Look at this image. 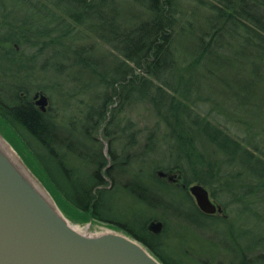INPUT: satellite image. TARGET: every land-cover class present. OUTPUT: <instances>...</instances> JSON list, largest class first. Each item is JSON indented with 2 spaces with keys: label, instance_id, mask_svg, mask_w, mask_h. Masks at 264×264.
Segmentation results:
<instances>
[{
  "label": "trees",
  "instance_id": "obj_1",
  "mask_svg": "<svg viewBox=\"0 0 264 264\" xmlns=\"http://www.w3.org/2000/svg\"><path fill=\"white\" fill-rule=\"evenodd\" d=\"M22 1L28 6L39 7L41 11L57 8L58 22L46 32L37 31V36L40 37L36 40L28 37L25 28H22L20 33L17 32L16 36L12 33L9 35L7 31L8 41L15 43L13 40L15 37L20 38L17 42L23 41V44L34 41L36 46L41 45L39 52H45L50 48L51 52L60 57H67L69 51L73 56L71 59L76 60L83 68L79 71L80 77L97 76L99 77L97 84L104 88L93 105L89 106L85 118L79 124L80 130L84 132L91 145L89 151H82L78 147V142L66 132L59 119V113L52 111L51 106L46 112L36 107L32 92L25 81L20 82V78H16L15 75H10L9 78L7 74L6 77L3 71L9 72V70L7 67V70L3 69L4 62L0 60V119L21 134V139L35 157L36 167L41 173L46 174L45 182L48 188L59 192L69 206L88 215L90 219L103 221V218H109L118 221L119 229L143 243L162 264H186L185 260L171 253L168 233L171 230L172 218L167 212H163L168 205H172V209L177 210L175 216L179 221L178 226L185 229L191 227L195 232V238H201L200 233H204L213 224L225 225L228 226L231 235V244L236 247L238 238L233 231L236 221L228 220L226 216L218 217L203 213L189 193L188 186L193 183L205 187L218 184L220 195H228L234 202L242 203L239 209L251 210V206L256 203L264 204V158L255 153L258 150L248 149L241 141L220 129L216 123L209 121L208 117L200 114L192 117L194 112L191 111V105L196 106L201 98H193L188 92L182 91L181 71L191 73L198 69L209 71L212 67L220 68L225 72L248 71L251 77L250 84H256L258 88L264 89V0H131L142 11L136 23L126 26L122 22L117 23V19L108 22L105 20L104 32L98 33L99 38L119 56L118 59L112 56L114 64H110L102 73L92 69L93 65L100 64L99 60L92 58L94 44L74 47L67 40L68 37H74L76 34V25L82 28H78L79 37L84 32L83 28L95 33L94 27L87 24V20L94 16L103 19V9L107 0L97 1L102 6H95V0H61L76 6L84 14L81 16L64 8L63 14H60L61 6L57 0H40L37 3L31 0ZM4 10L8 11L7 8ZM4 17L8 18L6 14ZM69 18L73 19L76 25L67 23L66 20ZM22 23L25 24L23 21ZM7 24L11 26L10 22ZM9 63L12 64L13 61L10 60ZM63 67H65L64 62L54 65L58 73ZM66 77L70 81L80 82L79 78L73 79L70 73H67ZM236 80L242 81V79ZM79 88L78 92H82L87 87ZM263 93L258 94L264 96ZM131 99L150 103L155 115L170 130L168 133H162V128L159 127L150 134L141 155L144 159L156 151L158 140L172 137L175 148L184 143L183 148L176 149L180 150L178 156L186 159L184 161L188 171H191V176H188V179L183 176L186 187L175 188L174 193L178 192L177 189L184 190L185 206L181 208L179 204L175 207L172 203L166 204L165 201L158 200L162 202L161 210H155L156 204L154 205L152 200L159 196L153 192L154 184L143 183L144 173L140 171L135 169L130 171L128 166L115 167V165L108 167L106 172L102 170L106 165V159L97 149L98 144L90 135L91 129H95L99 121L103 122L106 119L110 106L129 102ZM263 106L264 100L256 105L259 114ZM172 118L175 119L176 126L172 124ZM70 122V126L66 129L73 128L76 132L77 123L74 116H71ZM187 122L190 124L189 129L195 128L198 133L201 132L204 136L203 140L216 151L227 156L224 163L216 160L213 155L208 156V152L199 154L196 144L198 136L190 135L191 131H186L187 129L183 127ZM97 153L101 154V158L95 161L94 157H99ZM74 158L75 164L71 160ZM234 161H239L243 168L249 170V174L247 175L246 169L239 173L224 167ZM80 162L85 166L81 167ZM175 164L183 174L186 172L179 163L175 162ZM167 168L165 165L157 166V169L167 170ZM237 174L240 175L241 182L236 185V182L230 179ZM107 175L115 181V186L111 189L94 190L96 186L107 184L103 181V176ZM151 176L160 186L170 189L177 186L169 185L152 172ZM107 185L109 187V184ZM119 190L128 196H134L156 214L146 215L143 220H140V216L136 213L132 215L133 219L113 215L108 195L115 194ZM237 191L242 193L238 199L235 198ZM239 209L236 210L240 217ZM262 214L255 213V215ZM157 218L164 222V229L158 235L148 229L149 222ZM211 229L215 236L221 234L219 230ZM207 241L205 238V242ZM225 242L227 243L226 240ZM211 244L223 247L220 242H211ZM237 247L241 250L240 258L243 264L264 258V252L258 253L253 258L243 254L245 250L252 252L259 249L258 246L243 248L238 245ZM196 264H206V261L199 258ZM238 264H241L240 261Z\"/></svg>",
  "mask_w": 264,
  "mask_h": 264
},
{
  "label": "rangeland",
  "instance_id": "obj_2",
  "mask_svg": "<svg viewBox=\"0 0 264 264\" xmlns=\"http://www.w3.org/2000/svg\"><path fill=\"white\" fill-rule=\"evenodd\" d=\"M31 1L37 3L40 0ZM57 1L61 6L60 14H63L62 9L64 8L77 16L84 15L76 6L61 2V0ZM97 1L100 0H95V6H102L100 5L101 3ZM105 4L106 7L103 9V19L94 16L87 20V24L93 26V31L97 34L91 33L85 30L86 28H83L84 32L81 37H79L78 28L81 27L76 25L71 18L66 20L69 24H75L77 29L74 37H68L67 42H69L70 45L76 47L78 45L94 44L92 58L94 60H99L100 64L99 66L93 65L92 69L98 70L99 73L105 72L110 64L113 63L112 56H115L117 59L119 58L117 52L103 42L98 36L99 32H104L103 25L105 20L108 22L112 19H117V23L122 22L126 26H131L141 17L140 12H142L141 8L131 0H107ZM4 8H7L8 11H5ZM4 14H6L8 18L4 17ZM58 15L59 12L57 8L50 9V11L47 8L41 11L39 7L23 4L22 0H0V60L4 62L3 69L7 70V67L9 70V72L3 71L4 75L7 77L8 74L9 78L10 75H15L16 78H20V82L23 83V81H25V84L31 90L30 92H32V98H35L37 92H42L48 96L50 104H48L46 108L48 109L51 106L50 108L52 111L59 113V119L62 121V125L68 135L78 142L80 150L87 152L90 150L91 145L87 141L84 132L80 130L79 124L85 118L86 111L90 108L89 106L93 105L95 99L104 91L103 86L97 84V79H99V77L94 76L91 78L84 75V78H81L79 71L83 68L76 60L71 59L73 56L69 51L67 57H60L51 52L50 48H47L45 52H39L38 49L41 45L36 46L34 41L23 44V41L20 43L17 42L20 38L17 39L16 37L13 39L15 43H10L8 41V36L11 33L16 36L17 32L20 33L22 28L28 31L27 34L31 40H36L40 37L37 36V31L46 32L50 30L52 25L58 22ZM22 21L25 24H23ZM7 22H10L11 26L7 24ZM23 25H25V27H23ZM7 31L9 35H7ZM10 60L11 62L13 61L12 64L9 63ZM63 62L65 63V67L58 73L54 65L62 64ZM67 73H70L73 79L79 78L80 82L68 80L66 77ZM181 75L182 81L180 86L182 91L188 92L193 98H201L196 106L191 105V111L194 112L192 113V117H196L197 114L208 117L209 121L216 123L220 129L241 141L248 149L253 151H255L254 149L258 150L255 151V153L260 154V156L264 158V106L260 114L256 108V105L264 100V96L258 94L259 92L262 94L264 89H262L263 87L261 89L258 88L256 84H250L249 81L251 77L249 72L242 70L225 72L220 68L212 67L209 71L205 69H198L193 71V73L190 71H181ZM190 77H193V79ZM236 79H242V81L245 80L247 82L243 83L241 80ZM190 80L193 81L190 82ZM85 86L87 87L85 90L78 92L80 89L79 87ZM247 89H249V91H247ZM35 100L40 101V98ZM109 108L110 110L108 111L106 119L104 121L102 119L101 121L103 122L99 121L97 127L91 129L92 133L89 132L91 137L96 140L98 144L97 149L100 150V153H102L106 159V165L102 168L103 172H106L104 171L105 168L107 166L110 167V165H115V167L128 166L130 171L134 169L140 171L142 174L144 173L143 183L147 185L151 183L154 184L153 192L159 196L155 200H152V203L154 205L156 204L154 207L155 210H161L160 205L162 202L160 201H165L166 204L172 203L175 207H177V204H179L180 208L183 207L185 202L184 190L177 189V194L174 193L176 191L175 188H181L182 186L177 187V185L173 189L160 186L153 180L151 172L155 176L159 170L177 172V170H180L176 168L175 162H177L182 169L188 172H184L183 174V171L180 170L182 172V178L184 176L185 179H188L187 177L191 176V171H188V167L185 163L186 159L178 156L180 150L176 149L180 147L183 148L184 143L175 148V142L172 137L162 141L158 140L156 142V151L150 153L149 156L144 159L141 155L150 134H153L159 127L162 128V133H168L170 130H168L165 123L155 115L153 106L150 103L136 102L134 99H131L129 102L114 104ZM188 110H190V108ZM256 115L261 116L257 117ZM71 116H74V120L77 123L76 132L73 128H69V130L66 129V127L70 126ZM172 124L176 126L174 118H172ZM189 125L190 124L187 122L186 126L183 127L187 129L186 131H191L190 135L198 136L197 141H195L198 146L197 150L199 154L208 152V156L213 155L216 160L220 162L223 161L222 163H224L227 156L216 151L213 146H210L203 140L204 136L201 132L198 133L195 128L189 129ZM0 139L11 147L20 160V163L25 167L31 177L46 193L48 192L51 195L65 217H67V219L81 232L90 235L105 232L123 233V231L116 226H110L90 219L88 215L73 209L63 199L64 196L50 187L49 189L48 184L45 182L46 174L41 173L36 167L34 162L35 157L27 144L21 139V134L18 133L17 130L10 128L2 119H0ZM97 155L99 157L95 156V161L101 158V154L97 153ZM71 160L72 163H76L75 158ZM232 163L235 164L232 165ZM232 163L231 165L226 164L224 167L239 173L241 170L246 169L247 175L249 174V170L243 168L239 161H234ZM79 165L81 167L85 166L83 162H80ZM158 165H165L169 169H157ZM112 172L114 175L115 171L113 170ZM239 176L240 175L237 174L230 180L235 181L237 185L241 182ZM106 177L109 176L107 175ZM162 179L165 181L164 178ZM165 182L172 186L176 185L167 181ZM107 184L104 185V188L108 187ZM194 184L197 183L191 185ZM206 188L211 194V199L223 208V213H217L215 215L218 217L226 216L228 220L233 219L236 221L233 231L235 237L238 238V245L243 248L244 246L250 248L259 247V249L252 252L245 250L243 254L253 258L258 253H263L264 214L262 213L264 211V204L261 205V203H256L251 206V210L248 209V212L247 210H242L241 207V209L238 208L242 206V203H239V201L235 200L237 202H234L232 197L228 195L223 196L224 194L220 195L221 190L218 184H211V186ZM237 193L238 194H235L236 199L242 194L238 191ZM108 196L110 197L113 215L131 219L132 215L136 213L137 216H140V220H143L146 215L156 214V212L152 210L153 213L144 204L140 203L134 196H128L125 192L120 190ZM165 207L166 209L163 212H167L172 218L171 230L168 233V243L171 248V253L175 257L182 258L186 261V264H196L199 258L205 259L206 264H238L239 261L243 264L240 258V248L237 247L238 245L235 247L231 244V235L228 232V226H215L213 224L211 228L219 230L221 234L215 236L212 233V229L208 227L209 229L207 228L204 233H200L199 236H201V238L198 239L195 238V232L191 227L188 226L185 229L178 226L179 221L175 216L177 210L172 209V205ZM236 209H239V213L241 214L240 217ZM255 213H260L262 215H255ZM237 214L239 219L237 218ZM155 220L161 221V219L158 218ZM205 238L208 240L207 242H205ZM211 242H220V245L223 244V247L212 246ZM247 264H264V258L252 263L248 262Z\"/></svg>",
  "mask_w": 264,
  "mask_h": 264
},
{
  "label": "water",
  "instance_id": "obj_3",
  "mask_svg": "<svg viewBox=\"0 0 264 264\" xmlns=\"http://www.w3.org/2000/svg\"><path fill=\"white\" fill-rule=\"evenodd\" d=\"M37 98V105L46 112L48 96L40 92ZM24 169L0 147V264H162L124 231L90 235L75 229ZM157 176L178 183L182 172L159 170ZM188 189L203 213H223L205 186L194 184ZM148 229L161 234L164 222L153 220Z\"/></svg>",
  "mask_w": 264,
  "mask_h": 264
},
{
  "label": "flooded vegetation",
  "instance_id": "obj_4",
  "mask_svg": "<svg viewBox=\"0 0 264 264\" xmlns=\"http://www.w3.org/2000/svg\"><path fill=\"white\" fill-rule=\"evenodd\" d=\"M40 92V91H39ZM38 93V92H37ZM36 93V94H37ZM35 94V95H36ZM38 99V98H37ZM33 103H34V105L36 106V107H38L40 110H41V108L37 105V101L35 100V98H33ZM111 166V165H110ZM108 169V166L105 168V170L104 171H106ZM164 180L165 181H167V182H169L166 178H164ZM103 181L104 182H107L108 184H109V187H107L106 189H111L112 187H114L115 186V181L111 178V177H106V176H103ZM173 184H176V185H178V186H182V187H184L183 185H184V180H183V178L181 177V180H179V182L178 183H173ZM104 189V185L103 186H96L95 188H94V190H99V189ZM95 194H96V192H95ZM104 220L103 221H99V222H101V223H103V224H107V225H110V226H116V227H119V222L118 221H115V220H112V219H109V218H103Z\"/></svg>",
  "mask_w": 264,
  "mask_h": 264
},
{
  "label": "bare ground",
  "instance_id": "obj_5",
  "mask_svg": "<svg viewBox=\"0 0 264 264\" xmlns=\"http://www.w3.org/2000/svg\"><path fill=\"white\" fill-rule=\"evenodd\" d=\"M59 92V91H58ZM96 141V140H95ZM0 147L7 153V155L16 163L21 165L20 160L18 159L17 155L15 152L11 149L10 146H8L3 140L0 139ZM25 170V169H24ZM25 172L31 177V175L25 170ZM32 178V177H31ZM32 180L37 184V186L40 188V190L47 196L49 195L43 190V188L32 178ZM50 198V197H49ZM150 223V222H149ZM149 225V224H148ZM75 227V226H74ZM79 231L77 227H75Z\"/></svg>",
  "mask_w": 264,
  "mask_h": 264
}]
</instances>
